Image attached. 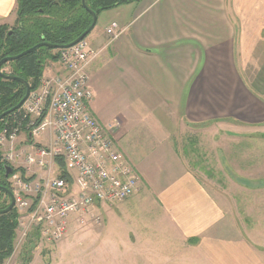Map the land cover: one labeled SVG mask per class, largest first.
Here are the masks:
<instances>
[{
    "label": "crops",
    "instance_id": "1",
    "mask_svg": "<svg viewBox=\"0 0 264 264\" xmlns=\"http://www.w3.org/2000/svg\"><path fill=\"white\" fill-rule=\"evenodd\" d=\"M16 1L0 0V24ZM86 36L96 50L89 110L116 112L119 123L97 120L112 127L140 185L97 207L101 225L71 222L53 249L33 243L31 252L50 251L25 264H264V0H129L100 11ZM182 121H219L220 160L235 174L216 193L174 143Z\"/></svg>",
    "mask_w": 264,
    "mask_h": 264
},
{
    "label": "built area",
    "instance_id": "2",
    "mask_svg": "<svg viewBox=\"0 0 264 264\" xmlns=\"http://www.w3.org/2000/svg\"><path fill=\"white\" fill-rule=\"evenodd\" d=\"M117 29L113 21L105 33L113 39ZM95 55L85 38L60 48L57 61L64 72L40 77L38 87L17 108L25 130L19 126L0 132V149L21 134H48L44 145L22 148V162L12 147H4L0 160L3 166L17 160L22 168H14L10 176L17 245L30 239L35 246L59 242L71 215L82 226L87 216L88 223L101 225V213L95 212L100 204L122 202L139 188L141 175L119 150L112 127L101 124L88 107L92 92L86 66ZM55 168L59 174L53 176ZM35 169L41 172L38 176L27 173Z\"/></svg>",
    "mask_w": 264,
    "mask_h": 264
},
{
    "label": "trees",
    "instance_id": "3",
    "mask_svg": "<svg viewBox=\"0 0 264 264\" xmlns=\"http://www.w3.org/2000/svg\"><path fill=\"white\" fill-rule=\"evenodd\" d=\"M129 0H85L89 9L100 11L115 7ZM16 18L11 26L0 24V60L5 56L16 55L39 43L47 42L56 47L40 46L30 52L0 65L2 74L12 75L27 81L31 90L38 87L40 75L47 60H57L59 47L64 46L81 34L92 22V15L82 6L81 0H17ZM85 38V37H84ZM62 48V47H61ZM25 93L23 82L5 78L0 74V113L16 105ZM18 109L6 113L0 119V132L3 129H22ZM1 163V161H0ZM60 169H64L60 164ZM2 163L0 174H2ZM0 184L5 185L3 177ZM8 185V182H6ZM9 203L8 196L0 189V210ZM16 228V210L13 208L0 214V264L13 250ZM34 240L28 244L33 247ZM30 250L27 249L28 254ZM30 256L23 257L26 261Z\"/></svg>",
    "mask_w": 264,
    "mask_h": 264
},
{
    "label": "rangeland",
    "instance_id": "4",
    "mask_svg": "<svg viewBox=\"0 0 264 264\" xmlns=\"http://www.w3.org/2000/svg\"><path fill=\"white\" fill-rule=\"evenodd\" d=\"M15 18H16V10L13 12L12 17L8 19V22L6 24L8 26H11L14 23ZM86 37L87 36H85V39ZM57 63H58L57 60H47L44 66V70L42 74L40 75V77H50L51 75L56 76V75H60L61 73H63L64 72L63 69L59 66V64L56 65ZM110 104L112 103H106L104 100H102L100 103V105L106 106V107H108V105ZM118 107H123V105H120ZM109 109L112 111H110ZM109 109H107V111L105 112L106 114L105 117L101 116L97 118L103 124L106 121L108 122L117 121L116 116H115L116 112L113 111L112 108H109ZM22 130H25V129H22ZM176 134L177 135L174 137V143L176 147H178V150L181 153L180 155L183 158H185V160L187 161L188 167L194 172L197 178L201 180V182H203L207 186V188L212 190L213 193H216L218 190L217 184L220 186V184L223 183V181H227V178L225 176H227L230 179L231 176L229 174H235L234 173L235 167L228 166L232 170V171L229 170V174H228L224 168L225 164H222L220 160L221 158H220L219 149L221 145L220 143H222L221 136H223L224 133H223V130L220 129L219 127V121H210V122H206L203 124H192V123L182 121L177 126ZM47 136L48 134L46 132L41 133L38 136H35L34 138L28 137L27 134L26 135L21 134L14 140L13 143L6 142L1 145L3 146V148L0 149V160H1L3 153H5L4 147H7V148L12 147V150L17 151V156L15 159H18L20 162H22V159H23L22 152L24 151L22 150V148H26V151H27L33 148L34 143H36L37 145H44L47 142L46 141ZM227 139H228V145L230 144L234 145V143L236 142L235 138L231 137L230 134H227ZM20 162H17L16 160V162L13 163V161H11L10 163L6 165L10 166L13 172H15L16 171L15 169H22L21 167H18L20 166ZM169 168L171 170L177 169L176 166H172ZM27 173H31L36 177L41 172L35 169ZM154 173H155V170H154ZM58 174L59 172L55 168L53 176L58 175ZM26 177H29V175H27ZM9 181H10V176H9ZM90 217L91 216H87L85 218L86 223L82 226L79 223L78 216L71 215L69 218L68 225L70 226V223L74 222L76 225H78L79 228L84 227L88 223ZM101 221L102 223L104 221L102 215H101ZM16 227H17V220H16ZM68 231H69V228H68ZM16 237H17V234L15 231V236H14V241H13V250L11 253V255L13 253H15V255L12 259L9 258L11 255L7 257L6 258L7 261H5L4 264H7V263L11 264L13 260L19 264H25L26 262L23 261L24 256L33 255L35 252H38V254H41V255H47L50 251L49 249H45V248L43 249L41 246L39 250H32L31 252L30 248L24 247L25 242L17 245ZM53 244H56V243H53ZM53 244H48V245H51L52 247L54 246ZM25 249L30 250L28 254L26 253ZM34 249H37V248H34ZM72 249L73 250L66 249L65 253L73 254L75 252V246H73Z\"/></svg>",
    "mask_w": 264,
    "mask_h": 264
},
{
    "label": "water",
    "instance_id": "5",
    "mask_svg": "<svg viewBox=\"0 0 264 264\" xmlns=\"http://www.w3.org/2000/svg\"><path fill=\"white\" fill-rule=\"evenodd\" d=\"M81 4H82V6H83V7H84V8H85V9H86V10L92 15V22H91L90 25H89V26H88V27H87V28H86L81 34H79L74 40H72V41L69 42L68 44H66V45H64V46H61V47H68V46H70V45L76 43L77 41L83 39V38H84V37H85V36H86V35H87V34L93 29V27H94V25H95V22H96V19H97V14H96V12L93 11V10H91V9H89V8L87 7L85 0H81ZM40 46H48V47H52V48H53V47H56L54 44H50V43H47V42H43V41H42V42H39V43H37V44H35V45H33V46H31V47H29V48H27V49L21 51L20 53H18V54H16V55H11V56H5V57H3V58L0 60V65H1L3 62H8V61L14 60V59H16V58H18V57H20V56H22V55H24V54L30 52L31 50H33V49H35V48H37V47H40ZM61 47H59V48H61ZM0 74L3 75L5 78H10V79H16V80H19V81L23 82L24 85H25V93H24L23 97H22V98L19 100V102H18L16 105H14L12 108L6 110V111L3 112V113H0V118H2L6 113H8V112H10V111H12V110H15L16 108H18V107L22 104V102L26 99L27 95L29 94L30 87H29L28 82L25 81V80H23V79L20 78V77L12 76V75L2 74V73H1V70H0ZM4 168L6 169V174L9 173V171L11 170L10 166H8V165H5ZM0 189H1L2 191H4V192L9 196V198H10V202L8 203V205H7L5 208H3V209L0 210V213H5V212H7V211H9V210H11V209L13 208V205H14V197H13V194L9 191V189L6 188L5 186L0 185Z\"/></svg>",
    "mask_w": 264,
    "mask_h": 264
},
{
    "label": "flooded vegetation",
    "instance_id": "6",
    "mask_svg": "<svg viewBox=\"0 0 264 264\" xmlns=\"http://www.w3.org/2000/svg\"><path fill=\"white\" fill-rule=\"evenodd\" d=\"M2 168H3V171H2V174H0V179H2L3 177V182L5 183V185H2V186H5L6 188L9 189V191L12 193V189H11V183L9 181V176H11V173H12V168L11 170L9 171V173L6 174V169L4 168V166L2 165ZM6 182H8V185H6ZM1 185V184H0ZM6 194V193H5ZM7 195V194H6ZM8 196V195H7ZM8 199H9V202H10V198L8 196Z\"/></svg>",
    "mask_w": 264,
    "mask_h": 264
},
{
    "label": "bare ground",
    "instance_id": "7",
    "mask_svg": "<svg viewBox=\"0 0 264 264\" xmlns=\"http://www.w3.org/2000/svg\"><path fill=\"white\" fill-rule=\"evenodd\" d=\"M38 85H39V83H38ZM17 109V108H16ZM1 214V213H0Z\"/></svg>",
    "mask_w": 264,
    "mask_h": 264
}]
</instances>
